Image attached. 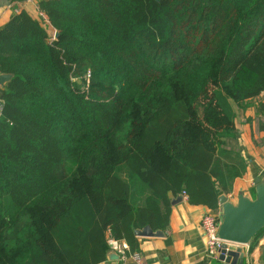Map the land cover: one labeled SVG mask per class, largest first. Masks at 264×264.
Listing matches in <instances>:
<instances>
[{
    "label": "trees",
    "instance_id": "obj_1",
    "mask_svg": "<svg viewBox=\"0 0 264 264\" xmlns=\"http://www.w3.org/2000/svg\"><path fill=\"white\" fill-rule=\"evenodd\" d=\"M38 8L0 28V264H99L107 232L135 252V230L165 231L170 196L217 209L264 94V0Z\"/></svg>",
    "mask_w": 264,
    "mask_h": 264
},
{
    "label": "crops",
    "instance_id": "obj_2",
    "mask_svg": "<svg viewBox=\"0 0 264 264\" xmlns=\"http://www.w3.org/2000/svg\"><path fill=\"white\" fill-rule=\"evenodd\" d=\"M40 1L0 0V28L7 25L15 15L23 12L34 20H39L38 4ZM47 30L53 39L56 38L55 29L49 26ZM235 126V136L228 142L229 149L225 148L230 158L222 162L235 176H238L237 173L239 176L233 180L230 192L220 195V197L226 196L234 204L237 203L242 193L254 199L255 182L264 177V94L255 99L245 111L237 113ZM182 195H179L182 197L180 202L179 197L170 196L169 226L162 231L163 237L141 238L135 235V230L134 236L138 244L135 252H132L130 246L122 241L129 248L126 260L109 248L106 259L99 264H232L222 261L220 255L216 259L210 258L201 234L203 216L208 211L221 210L222 213L220 203L217 209L211 210L206 206L191 205L188 198L185 199ZM106 239L109 242L115 238L107 232ZM241 249L242 258H239L236 264H264V235L253 244ZM134 255L140 257V262L133 258Z\"/></svg>",
    "mask_w": 264,
    "mask_h": 264
},
{
    "label": "water",
    "instance_id": "obj_3",
    "mask_svg": "<svg viewBox=\"0 0 264 264\" xmlns=\"http://www.w3.org/2000/svg\"><path fill=\"white\" fill-rule=\"evenodd\" d=\"M57 36L56 33L55 37ZM12 79V75L0 74V87L4 88ZM255 187L254 199L242 193L234 204L226 196L220 197L222 213L218 236L222 241L239 247L248 246L264 230V177L256 180ZM178 200L182 201V197ZM135 235L141 238H159L163 237L164 233L153 231L150 226H147L136 230ZM236 246L224 247L220 253L221 260L236 264L237 260L242 258V249Z\"/></svg>",
    "mask_w": 264,
    "mask_h": 264
},
{
    "label": "built area",
    "instance_id": "obj_4",
    "mask_svg": "<svg viewBox=\"0 0 264 264\" xmlns=\"http://www.w3.org/2000/svg\"><path fill=\"white\" fill-rule=\"evenodd\" d=\"M38 15L40 19H43L45 22H47L46 16L38 10ZM55 39V38H54ZM90 76L88 75V79ZM3 101L0 100V116L2 114L3 110ZM183 198L187 199L186 193H183ZM221 224V210L218 212H212L208 211L202 219L201 222V234L204 239L205 245H206V252L207 255L210 258H218L221 251L224 247L228 248L231 246H236L231 243H227L225 241H222L218 236L219 227ZM110 250L119 255L123 260H126L127 254L129 255V248L128 246L116 239H111L108 242ZM237 248H243L236 246ZM133 258L137 260V262H140V257L138 255H134Z\"/></svg>",
    "mask_w": 264,
    "mask_h": 264
},
{
    "label": "rangeland",
    "instance_id": "obj_5",
    "mask_svg": "<svg viewBox=\"0 0 264 264\" xmlns=\"http://www.w3.org/2000/svg\"><path fill=\"white\" fill-rule=\"evenodd\" d=\"M38 10H39V8H38Z\"/></svg>",
    "mask_w": 264,
    "mask_h": 264
}]
</instances>
